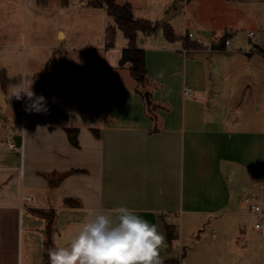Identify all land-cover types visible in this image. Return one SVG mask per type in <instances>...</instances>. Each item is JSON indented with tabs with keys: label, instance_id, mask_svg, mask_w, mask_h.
Here are the masks:
<instances>
[{
	"label": "crops",
	"instance_id": "crops-1",
	"mask_svg": "<svg viewBox=\"0 0 264 264\" xmlns=\"http://www.w3.org/2000/svg\"><path fill=\"white\" fill-rule=\"evenodd\" d=\"M115 2L129 4L135 19L153 23L171 10L166 7L156 19L136 17L132 1ZM172 12L168 20L176 14L182 19L172 26L168 20L161 23L171 28L174 39L167 40L163 31L158 46H144L137 42L145 35L136 37L137 48L145 52V83L123 74L122 81L102 88L105 113L99 123L61 106L74 112L57 115L70 128L78 126L74 119L86 120L78 146L60 127L31 123L34 107L27 126H17L12 117L0 125V264H46L49 220L55 264L91 253L90 264H152L168 246L164 224L173 226L169 253L179 264H236L221 261L224 255L215 243V222L222 224L226 217H210L241 215L245 202H239L232 179L249 174L250 187L264 181V124L245 118L243 128L234 127L236 119L228 115L207 117L214 110L206 105L219 93L214 75L225 81L262 66L264 76V0H191ZM180 25L185 28L178 35ZM188 33L205 41L228 39L229 44L210 52L196 49ZM59 34L65 41L62 29ZM126 47V38L105 47L103 68L129 70L130 62L119 64ZM109 77L115 80L117 74ZM0 97L5 113L9 104L5 95ZM16 135L19 150L8 145ZM233 164L240 165L239 172ZM69 171L74 173L65 175ZM188 239L199 243L187 245Z\"/></svg>",
	"mask_w": 264,
	"mask_h": 264
},
{
	"label": "rangeland",
	"instance_id": "rangeland-1",
	"mask_svg": "<svg viewBox=\"0 0 264 264\" xmlns=\"http://www.w3.org/2000/svg\"><path fill=\"white\" fill-rule=\"evenodd\" d=\"M86 1L88 6L80 5V0H0V68L4 69L5 77L10 82L5 88L0 83V94L6 96L9 104L7 112L4 113L0 97V125H3L5 118L12 117L17 126H27L29 110L34 107L33 119H29L31 123L37 126L46 124L60 127L73 145L74 133L69 132L73 130L70 124L57 120L59 112H64L61 106L67 104L75 108L86 117L92 118L93 124L96 125L99 123V115L105 113L102 99L104 85L122 81L123 74L136 81L128 69L112 71L103 68L105 47L124 43V37L114 26L105 9L90 6L100 0ZM116 1L122 4L126 0ZM128 1H132L136 7V17L156 19L166 7H171V10L158 20L160 27L158 26L155 33L145 35L141 31L137 32L138 36L145 35L137 42L144 46H158L159 34H163L164 29L162 19L185 3V0ZM180 19L182 14H176L167 23L172 26ZM184 28V25H180L176 33L180 35ZM57 29H62L65 33V41L60 40V34L57 37ZM192 47L200 49L195 44H192ZM218 55L224 57L223 54ZM261 67L253 66L245 72H236L225 81L214 75L219 93L208 99L206 106H213L214 111L208 112L206 116L219 120L228 115L236 119L231 125L239 128H243L245 118L256 119L264 124V76L260 75ZM113 73L117 74L115 80L109 77ZM39 85L43 90H37ZM146 91L148 90L144 92ZM73 122L78 125L74 126L73 130L78 146V132L85 126L86 120L80 123L78 119H74ZM4 149L7 150L8 146L5 145ZM233 168L240 171L239 164H233ZM71 173L74 172L69 171L65 175ZM231 183L238 188L239 202L243 203L246 197L257 200L263 213V227L259 230L254 228L253 219L245 214L248 210L245 203L240 209L241 215L237 218L222 212L212 215L210 218L214 220L226 217L222 224L218 220L215 222V229L219 232L215 243L218 244L219 253L224 255L221 261L264 264V181L256 182L250 187L249 174H244L241 179H232ZM227 210L229 211V207L224 212ZM227 219H230L229 222ZM217 223L219 225H216ZM202 235L207 239L209 233ZM198 240L185 241L187 245H192ZM103 246L105 248L106 243ZM171 246L168 245V250L162 254L165 259L173 258L169 253ZM198 249L205 252L202 245H199ZM85 257L83 260L71 259L69 264H90L89 258L94 255L91 253Z\"/></svg>",
	"mask_w": 264,
	"mask_h": 264
},
{
	"label": "trees",
	"instance_id": "trees-1",
	"mask_svg": "<svg viewBox=\"0 0 264 264\" xmlns=\"http://www.w3.org/2000/svg\"><path fill=\"white\" fill-rule=\"evenodd\" d=\"M191 1V0H185ZM92 7H104L107 14L111 16L114 21V26L122 32L124 38L127 40V47L122 50V56L119 60L120 65H124L126 62H130L129 67L130 74L138 82L143 85L146 81V69H145V52L136 46L137 32H143L145 35H151L158 29L159 23H153L148 20L135 19L132 14V8L129 4H116L115 0H100L99 2L92 3ZM164 36L167 40L174 39L172 30L167 24H164ZM221 42L222 39H221ZM4 69L0 68V83L3 88L9 84V80L5 77ZM147 107H150V101L146 99ZM74 130V129H73ZM73 130H69L73 134L72 143H76V133ZM67 204H71V201H66ZM51 219V218H50ZM51 220L47 223V240L45 243L44 260L46 264H55L54 245L50 236ZM166 243L171 246L174 239L173 226L164 224ZM167 248L161 250L156 254L152 264H179L177 258L165 259L162 254ZM168 253V251H167Z\"/></svg>",
	"mask_w": 264,
	"mask_h": 264
},
{
	"label": "built area",
	"instance_id": "built-area-1",
	"mask_svg": "<svg viewBox=\"0 0 264 264\" xmlns=\"http://www.w3.org/2000/svg\"><path fill=\"white\" fill-rule=\"evenodd\" d=\"M250 36H252L253 34L250 33ZM187 39L189 40V42L195 44L196 46H199L201 49L206 50V51H213V50H218L223 46H226L229 44V40H224L223 42H221V40L219 41H205L202 40L200 37H196L194 36V34L192 33H188L187 34ZM214 46H216L217 48H214ZM184 51H187L184 50ZM190 89H187L185 91V94H189ZM10 148H14L15 145L13 142L8 144ZM26 200H30V198H26ZM244 202L249 205V214L250 217L253 219V226L255 229H262L263 227V219H262V209L260 207V205L253 201V199L246 197Z\"/></svg>",
	"mask_w": 264,
	"mask_h": 264
},
{
	"label": "water",
	"instance_id": "water-1",
	"mask_svg": "<svg viewBox=\"0 0 264 264\" xmlns=\"http://www.w3.org/2000/svg\"><path fill=\"white\" fill-rule=\"evenodd\" d=\"M172 13L173 12H171V13H169L168 15H166L163 19H162V22H166L169 18H170V16L172 15ZM144 97H145V99H148V92H145L144 93ZM3 104V103H2ZM64 112H66V113H74V112H72V111H67V108H64ZM13 141H14V143H15V146L17 147V148H19L20 147V136L19 135H16L14 138H13Z\"/></svg>",
	"mask_w": 264,
	"mask_h": 264
},
{
	"label": "bare ground",
	"instance_id": "bare-ground-1",
	"mask_svg": "<svg viewBox=\"0 0 264 264\" xmlns=\"http://www.w3.org/2000/svg\"><path fill=\"white\" fill-rule=\"evenodd\" d=\"M67 111H69V110H67Z\"/></svg>",
	"mask_w": 264,
	"mask_h": 264
}]
</instances>
